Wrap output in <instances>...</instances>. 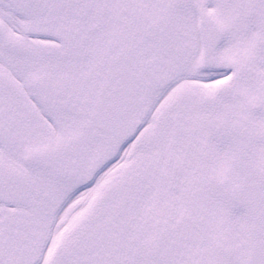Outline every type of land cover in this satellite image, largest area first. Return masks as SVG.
<instances>
[{"label":"snow or ice","instance_id":"6c2138e0","mask_svg":"<svg viewBox=\"0 0 264 264\" xmlns=\"http://www.w3.org/2000/svg\"><path fill=\"white\" fill-rule=\"evenodd\" d=\"M0 264H264V0H0Z\"/></svg>","mask_w":264,"mask_h":264}]
</instances>
